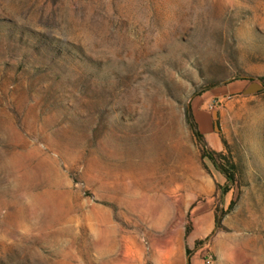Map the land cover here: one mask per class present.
Wrapping results in <instances>:
<instances>
[{
	"label": "rangeland",
	"instance_id": "rangeland-1",
	"mask_svg": "<svg viewBox=\"0 0 264 264\" xmlns=\"http://www.w3.org/2000/svg\"><path fill=\"white\" fill-rule=\"evenodd\" d=\"M264 0H0V264H264Z\"/></svg>",
	"mask_w": 264,
	"mask_h": 264
},
{
	"label": "trees",
	"instance_id": "trees-1",
	"mask_svg": "<svg viewBox=\"0 0 264 264\" xmlns=\"http://www.w3.org/2000/svg\"><path fill=\"white\" fill-rule=\"evenodd\" d=\"M264 79V78H263Z\"/></svg>",
	"mask_w": 264,
	"mask_h": 264
}]
</instances>
